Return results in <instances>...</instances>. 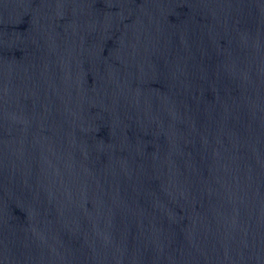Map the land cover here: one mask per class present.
Instances as JSON below:
<instances>
[{
  "label": "water",
  "instance_id": "obj_1",
  "mask_svg": "<svg viewBox=\"0 0 264 264\" xmlns=\"http://www.w3.org/2000/svg\"><path fill=\"white\" fill-rule=\"evenodd\" d=\"M0 264H264V0H0Z\"/></svg>",
  "mask_w": 264,
  "mask_h": 264
}]
</instances>
